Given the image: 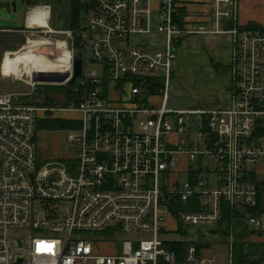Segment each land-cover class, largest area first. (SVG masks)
Masks as SVG:
<instances>
[{"label":"built area","instance_id":"obj_1","mask_svg":"<svg viewBox=\"0 0 264 264\" xmlns=\"http://www.w3.org/2000/svg\"><path fill=\"white\" fill-rule=\"evenodd\" d=\"M79 2L85 18L78 29L41 24V6L17 29L27 43L16 51L47 62L12 73L32 87L29 94L0 95V264H215L172 232L218 223L224 203L240 211L258 206L264 17L242 22L240 0ZM187 4L212 24L194 29L190 13L180 12ZM195 33L233 38L229 108L167 104L178 38ZM77 50L82 73L71 84ZM41 119L71 124L55 129L68 134L66 157L39 154ZM195 121L198 138L182 140ZM261 200L247 221L264 236V192ZM20 230L28 234L10 235ZM133 232L150 237L121 240Z\"/></svg>","mask_w":264,"mask_h":264},{"label":"rangeland","instance_id":"obj_2","mask_svg":"<svg viewBox=\"0 0 264 264\" xmlns=\"http://www.w3.org/2000/svg\"><path fill=\"white\" fill-rule=\"evenodd\" d=\"M2 0H0L1 2ZM14 1V0H10ZM17 4L16 10H12L9 12L6 8L0 7V27L1 28H22L24 27V24L26 22L27 14H28V5L27 2L23 0H15ZM255 4L252 6L256 17L260 16L261 13L264 14V0H254ZM34 6H41L44 8L39 9L38 14H36L37 20H40V22H45L43 19L44 13L47 10H50V20H51V27L52 28H69L67 27V22L65 19L66 14L70 11L71 6V0H32L31 1ZM36 3V5H35ZM39 3V4H37ZM80 3V2H79ZM261 9V13H260ZM253 12V11H252ZM251 14V12H249ZM85 13L82 12V20L84 23ZM26 28V26H25ZM44 28H40V31H42ZM43 36H50L47 34ZM192 38L194 37H200L203 38V34H195L191 35ZM190 36V37H191ZM41 40H46L44 37L38 38ZM0 41L3 43L0 45V95L4 93H17L20 95H26L29 94L32 91V87L28 84H26L24 81L17 80L13 74H5L3 69V63L2 58L6 57L4 56L5 48L9 47L7 50L16 51L26 45L27 43V37L25 35L21 34H4L0 33ZM33 42V39L32 41ZM21 43L19 46L18 44ZM44 46V45H43ZM7 54V53H6ZM97 66V65H94ZM182 71L185 73H188L190 70L186 68V66L183 65ZM172 90L170 91V97L168 99L167 104L169 106L173 107H183L184 104L186 105L187 102H192V100H187L186 98H196L197 97V104L195 105V108L203 107L204 99L199 98V96L195 97V91L193 87H189L186 81L183 79H180V77L177 75H172ZM176 85L180 86L181 92H177ZM175 86V91H174ZM206 97L205 95H202ZM27 100V99H26ZM24 100V101H26ZM171 120L176 123V118L174 116H171ZM71 125V124H70ZM198 126L196 122L193 123V129L191 132L182 134L181 138L184 140L185 138H198ZM41 133V134H40ZM67 133L66 132H59L55 131V129L51 130H45L41 129L39 132V154H43V156L47 157L49 153L47 152L49 148H52L55 150L56 154L58 153H67L68 149H70V145L67 140ZM194 165V164H192ZM217 182V175L212 174L211 176V183L215 184ZM226 228V225H224ZM187 231L182 233L181 231H173L172 234L175 237L183 236L185 239H187L190 244L196 245L199 251V255L206 259H215V264H230L231 260V254L232 259L234 256V252L231 253V245L232 243H235V240L238 241H246V247L251 246V244H260L262 248V254L264 255V243H261V240L257 237H253L251 239L249 235H242V225L238 224L236 227L233 228L234 232L230 233L229 235L221 234L219 231V225L218 223H211V224H189L187 227ZM223 228V227H220ZM224 229V228H223ZM28 231L20 230V231H12L10 233L11 236L14 235H27ZM138 236H142V238H149V233H137L133 232L131 234L125 233L121 234V240L124 239H133ZM121 240L119 241V244L121 243ZM237 242V241H236ZM257 257V256H256Z\"/></svg>","mask_w":264,"mask_h":264},{"label":"crops","instance_id":"obj_3","mask_svg":"<svg viewBox=\"0 0 264 264\" xmlns=\"http://www.w3.org/2000/svg\"><path fill=\"white\" fill-rule=\"evenodd\" d=\"M30 2L29 5L34 6V4L31 2L32 0H25V2ZM264 2V1H263ZM39 4V3H37ZM255 4L254 0H240V9H239V17L242 22H251L254 18V15L252 14L253 8L252 6ZM36 5V3H35ZM191 7H195V9H198V6L196 5H186V9L182 8L180 12L187 11L186 15L190 17V21L193 24L194 29H198L201 26L200 25H211L212 22L209 21H199V14L197 12L191 13ZM29 11V8H28ZM251 12V14L249 13ZM261 13V9H260ZM51 16V15H50ZM50 16L48 18V22L51 25ZM264 15L261 13L259 16V19H263ZM183 27V25H182ZM65 28V27H62ZM20 29V28H19ZM4 34H21L17 28H1L0 27V33ZM199 34V33H195ZM195 34H189L185 35L183 37L178 38L177 43V57L174 60L173 63V71L172 75H177L180 77V79H183L186 81L188 86L191 88L193 87L195 91V97L199 96V98L204 99V105L203 107L195 108V105L197 104V97L196 98H189L187 97V100H192V102H187V104L183 107H171L175 109H184V110H196V109H202V108H215V107H225L229 108L232 103V93H233V86H234V77L232 74V68L234 63V54H233V38L230 34H211V33H205L203 34L204 37H194L192 38L191 35ZM191 36V37H190ZM3 43L0 41V45ZM19 46L21 43L18 44ZM9 47L5 48V53L10 50H7ZM10 49V48H9ZM12 51V50H11ZM5 58V57H4ZM2 58V63H3ZM186 66L190 71L188 73H185L182 71V67ZM173 83V82H172ZM172 90V86H171ZM177 92H181L180 86L176 85ZM175 91V86H174ZM205 95L206 97L202 96ZM157 101H159V98H156ZM197 115H193L192 118H196ZM50 121V120H48ZM47 120L41 119L39 122V128H38V141H39V132L41 129L45 130H51L43 128L42 122H48ZM197 126L198 122L195 121ZM199 129V126H198ZM41 134V133H40ZM175 138V136H174ZM49 155L47 157L43 156V154H40L44 158H64L66 157L67 153L63 152L56 154L55 150L52 148H49L48 151ZM186 159L181 163L180 167L184 168L186 166ZM262 180H264V174L259 175ZM252 231V229H250ZM251 239L253 237L259 238L261 240V243H264V236L262 235H255L251 232L249 235Z\"/></svg>","mask_w":264,"mask_h":264},{"label":"trees","instance_id":"obj_4","mask_svg":"<svg viewBox=\"0 0 264 264\" xmlns=\"http://www.w3.org/2000/svg\"><path fill=\"white\" fill-rule=\"evenodd\" d=\"M71 2L72 3L70 6V11L65 16L67 27L78 29L82 22L81 4L79 3V0H71ZM182 14H184V12H182ZM41 126L46 129L66 128L70 126V123L63 120H50L48 122H42ZM263 192L264 185H261L258 206H256L255 208L248 207L245 211H240L233 208L229 203H224L222 215L220 220L218 221L219 231L221 232V234L229 235L230 233H232V231L234 232L233 228L236 227V225L241 224L243 228L241 234L249 235L252 231L250 230L248 225L247 214L262 210L263 200H261V195L263 194ZM181 208H183V205L181 206ZM224 225H226V228L224 227ZM220 227H223L224 229ZM185 245H187V243L182 244L181 248H184ZM233 252L234 264H261L264 262V255L262 254V248L260 244L254 243L251 244V246L249 245V247H246V241L235 240V243L233 244ZM256 256H258V258H256Z\"/></svg>","mask_w":264,"mask_h":264},{"label":"bare ground","instance_id":"obj_5","mask_svg":"<svg viewBox=\"0 0 264 264\" xmlns=\"http://www.w3.org/2000/svg\"><path fill=\"white\" fill-rule=\"evenodd\" d=\"M44 8V7H40ZM48 8L44 13V20L45 22H41V24H47L46 21L48 19ZM38 13V12H37ZM38 21V20H37ZM39 44H49L48 41L39 42ZM30 45H33V42H30ZM49 45H53L50 43ZM47 62V60H42L39 62V57L33 52V51H8L6 54V57L3 60V69L5 74H14L18 77L23 76L26 72H29L32 66L37 65H45L44 63ZM51 62V61H50Z\"/></svg>","mask_w":264,"mask_h":264},{"label":"water","instance_id":"obj_6","mask_svg":"<svg viewBox=\"0 0 264 264\" xmlns=\"http://www.w3.org/2000/svg\"><path fill=\"white\" fill-rule=\"evenodd\" d=\"M25 1V0H23ZM27 4H30V2L28 1ZM0 7L2 8H6L9 12H11L12 10H16L17 8V4L16 1H10V0H2L0 2ZM29 10L33 9L32 5H29ZM82 73V51L81 50H77L76 51V72H75V76L73 78V80L71 81V84H74L76 81V78L78 76H80ZM42 89H37V93H41ZM15 99H17V97L15 96ZM36 103L39 104V101H37Z\"/></svg>","mask_w":264,"mask_h":264},{"label":"flooded vegetation","instance_id":"obj_7","mask_svg":"<svg viewBox=\"0 0 264 264\" xmlns=\"http://www.w3.org/2000/svg\"><path fill=\"white\" fill-rule=\"evenodd\" d=\"M252 14L254 15V18H253V19L257 18L256 15H255L254 10H253ZM258 17H259V16H258Z\"/></svg>","mask_w":264,"mask_h":264}]
</instances>
